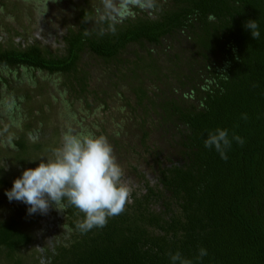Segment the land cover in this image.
Returning a JSON list of instances; mask_svg holds the SVG:
<instances>
[{"label": "trees", "instance_id": "1", "mask_svg": "<svg viewBox=\"0 0 264 264\" xmlns=\"http://www.w3.org/2000/svg\"><path fill=\"white\" fill-rule=\"evenodd\" d=\"M21 1L40 2L42 15L52 2ZM248 20L258 24L259 39L246 29ZM79 28L67 34L62 53L0 43V98L9 100L8 118L13 114L19 125L21 105L31 115L30 90L44 95L41 78L67 85L87 102L96 97L93 67L81 63L91 56L104 65L106 85L124 81L123 89L134 94L127 105L142 126L141 144L157 140L153 148L164 149L155 154L156 176L141 175L144 183L132 189V202L121 214L82 233L76 224L84 214L69 207L64 213L70 238L32 264H172L170 254L177 251L193 264H264V0H157L151 15L137 10L115 34L100 36L91 22ZM134 46L156 58H126ZM165 49L178 52L159 58L156 50ZM218 128L232 141L227 160L204 145ZM26 137L10 142L0 135V145L26 153ZM0 169V186L7 187L8 173ZM35 220L29 215L0 221V255L7 261L23 264L18 253L32 246ZM201 248L207 251L202 258Z\"/></svg>", "mask_w": 264, "mask_h": 264}, {"label": "rangeland", "instance_id": "2", "mask_svg": "<svg viewBox=\"0 0 264 264\" xmlns=\"http://www.w3.org/2000/svg\"><path fill=\"white\" fill-rule=\"evenodd\" d=\"M12 1V2H11ZM5 3V6H2ZM11 3H14L11 5ZM99 4V0H52L48 3L46 14L42 15V5L40 2L32 1L23 4L21 0H7L0 2V43H7L11 40L16 44L39 45L53 53L64 52V39L70 30L77 31L85 13L92 12ZM14 5V6H13ZM41 15V16H40ZM42 18V20H40ZM93 27V25H92ZM23 46V47H24ZM158 52L159 58H169L170 55L178 51L165 49ZM139 46L129 47L128 56L133 61L137 58H156L155 53L151 54ZM136 58V59H135ZM148 62V61H147ZM82 65H90V74L92 76L91 89L97 90V95L91 96L87 101L83 98H77L71 95L70 89L66 86H56L43 82V78L37 84L44 87V95L38 93V89H31V96L34 98L32 113L27 116L26 105H21V123H14L15 118L10 114L8 118L6 109L9 106V100L4 101L5 94L0 98V135L12 142L19 136H27L26 153L15 154L4 145H0V167H4L8 173L9 186H0V221L9 218H24L28 215V206L19 201H9L6 190L11 189L13 181L22 175L26 168H35L40 163V158L51 154V150L59 147L62 143L63 134L69 129L75 132L84 130L92 131L96 135H104L113 147L114 155L124 170V179L130 184L131 188L140 187L144 181L141 175L147 180H153L156 176V164L154 162L155 154L163 152V147L153 148V140L147 146L141 143L142 126L135 122L132 111L127 105V101L134 98V94L126 87L127 82L116 81L117 87L112 88L106 85L101 72L103 64L95 57L87 56L81 61ZM132 67V66H129ZM127 72V70H123ZM106 78L105 80H107ZM95 80V81H94ZM108 81V80H107ZM62 79L63 84H67ZM132 83V81H129ZM25 85V84H24ZM36 87V86H35ZM21 89V87H17ZM109 104V109H104V103H98L97 100ZM51 101V104H49ZM87 102V103H86ZM40 104L44 106L45 113L40 112ZM24 108L26 110H24ZM27 117H26V116ZM29 124V125H28ZM31 125V126H30ZM28 126H30L28 128ZM152 126V125H146ZM59 129V130H58ZM60 131L58 133V131ZM29 136V137H28ZM9 137L11 138L9 140ZM9 142V143H10ZM157 146V145H156ZM14 150V149H13ZM166 155L169 151H166ZM164 154V153H163ZM27 162L22 166L24 160ZM18 160H23L22 164ZM2 170V169H0ZM0 173V175L4 176ZM6 178V177H5ZM37 220L32 221L30 234L33 237L32 246L23 249L18 253V258L23 264H32V260L44 261L48 252L55 249L60 243L66 242L70 238V230L65 225V213H59L54 208L48 214H33ZM68 229L65 231L64 226ZM42 256V257H41ZM0 264H12L7 261L4 254L0 255Z\"/></svg>", "mask_w": 264, "mask_h": 264}, {"label": "clouds", "instance_id": "3", "mask_svg": "<svg viewBox=\"0 0 264 264\" xmlns=\"http://www.w3.org/2000/svg\"><path fill=\"white\" fill-rule=\"evenodd\" d=\"M157 9V0H99L94 15L85 13L82 23L91 22L93 30L103 36L115 34L118 26L134 18L137 10L151 15ZM246 29L259 39L260 32L255 20H248ZM85 36L91 31L85 29ZM11 138L9 137V140ZM238 143L244 141L234 135ZM232 141L226 129L210 132L204 141L206 148H213L227 160V149ZM8 200L19 201L28 206V215L48 214L51 209L64 213L69 207L78 209L84 218L76 228L86 233L93 228L104 227L110 217L121 214L131 203L132 188L124 179V170L118 163L113 147L104 135L92 131L75 132L69 129L63 134L59 147L40 158L35 168H26L6 190ZM65 231L68 230L65 225ZM207 255L201 248L199 257ZM172 264H193L177 251L170 254Z\"/></svg>", "mask_w": 264, "mask_h": 264}]
</instances>
